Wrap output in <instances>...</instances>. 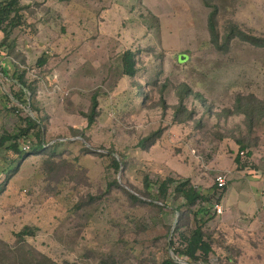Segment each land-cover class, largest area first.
Here are the masks:
<instances>
[{"label": "rangeland", "instance_id": "1", "mask_svg": "<svg viewBox=\"0 0 264 264\" xmlns=\"http://www.w3.org/2000/svg\"><path fill=\"white\" fill-rule=\"evenodd\" d=\"M20 1L25 21L9 33L13 50L0 47V94L11 96L12 74L24 70L38 84L44 139L66 142L54 155H29L7 181L8 161L18 157L0 150V264H35L27 253L58 263L158 264L173 256L168 240L184 200L157 181L189 178L212 192L220 173L227 185L216 193L221 212H208L206 264H264V116L249 130L233 113L237 95L264 104V48L227 39L233 24L264 37V0ZM127 49L136 55L133 77L122 74ZM182 96L186 112L176 110ZM18 106L1 100V128L12 132L19 116H35ZM158 131L154 143L139 145ZM242 145L244 167L234 162ZM111 155L122 156L119 170ZM153 194L159 201L150 202ZM24 226L35 235L17 246Z\"/></svg>", "mask_w": 264, "mask_h": 264}, {"label": "trees", "instance_id": "2", "mask_svg": "<svg viewBox=\"0 0 264 264\" xmlns=\"http://www.w3.org/2000/svg\"><path fill=\"white\" fill-rule=\"evenodd\" d=\"M25 5L21 3L20 0H0V47L6 46L10 51L13 50V45L8 41L9 33L22 26L25 18ZM215 15L216 10L214 9L208 17V29L210 32L211 40H216L217 30L215 26ZM237 27L233 24L230 26V32L227 36V39H231L233 36H239L243 41L264 48V37H256L250 33L244 31H236ZM7 43V45H5ZM183 58H186V55H181ZM47 62V57L40 56L36 61L37 66H43ZM122 62V74L133 77L137 72V62L135 52L127 49L123 52L121 56ZM25 71H19L15 69L12 78L14 80L13 85H17V90L11 89V96L8 94H0V103L1 100L5 97L8 101L13 100L17 103L18 108H14L17 113L19 110H22V107H26L35 116L27 114L24 117L19 116L20 126L14 131H6L0 126V150H4L5 153L11 152L15 154L18 158L15 161L11 159L8 161V164L11 165L10 173L6 174V180L9 177L14 175V172L17 170L18 166L22 161L27 158L29 155L35 153H44L48 152L50 155H54L56 150L65 144L63 141L59 140H50L46 141L45 132L43 127V121L41 120L39 114V108L37 105V96H38V84L35 80H27L25 77ZM186 87V86H185ZM183 87L184 89H186ZM144 98V96H141ZM252 96H243L237 95L236 104L233 110V113H240L244 115L245 123L249 130H252L253 125L255 124L256 118L258 116H264V104H257L254 99H251ZM183 96L179 100V104L176 108L179 111L183 109L186 110L183 106ZM98 101L95 95L91 98V105L89 113L87 116V126H90L94 122V117L97 112ZM8 109V108H7ZM10 109V108H9ZM230 112L228 113V115ZM193 115L192 112H188V116ZM32 131V132H31ZM159 131L151 134L145 139L139 141V145L143 148L154 143L156 138L159 136ZM33 135L35 137V143L30 146L27 145V139ZM22 143L23 149L20 145ZM246 146L242 145L240 147V154L237 153L234 159L235 164L240 167H244L242 164V159L244 157L243 150ZM86 149V147H85ZM9 154V153H8ZM6 154V158H9V155ZM247 156L251 155V152H247ZM111 165L115 170H119L123 166V158L119 156L117 158L114 155H111ZM116 185L119 187L117 180H114ZM158 186L166 185V187H171L170 193H175L180 195L184 200L182 205L177 206L176 212H178L177 222L174 225L172 235L173 238L168 240V245L172 250L173 256L168 255L164 257L158 264H206L209 262L210 254L213 252V240L212 237L207 233L205 227L206 225L214 219V214L209 215L208 212L210 208L214 205H218L222 194L216 196L217 190L219 189L217 184L212 186L211 191H201L197 188L189 178H172L166 177L160 181H157ZM149 185V181H146L145 187ZM226 186L223 189L225 190ZM1 190V186H0ZM129 197L132 200H139V197L134 193H129L126 191ZM158 193V192H157ZM153 200H158V195L153 194L151 197ZM214 201V202H213ZM166 200L162 203H154L156 206L162 207L166 205ZM159 204V205H158ZM36 228L31 226H24L21 230L15 233V236L18 238L16 240L17 246L19 243L25 242L24 238L26 236L35 235ZM16 247V246H15ZM21 247V249H20ZM17 247V252L19 250L24 253V247ZM13 253V250L11 251ZM30 257V260L35 262V264H74L68 261L63 263H58L45 256L44 254L39 253V257H32V253H27ZM175 255V256H174ZM21 259H27L25 254L20 255Z\"/></svg>", "mask_w": 264, "mask_h": 264}, {"label": "built area", "instance_id": "3", "mask_svg": "<svg viewBox=\"0 0 264 264\" xmlns=\"http://www.w3.org/2000/svg\"><path fill=\"white\" fill-rule=\"evenodd\" d=\"M215 179H216L215 183L217 184L219 189H223L227 185L225 173L218 174ZM215 206H216L217 212L220 213L221 212L220 206L219 205H215Z\"/></svg>", "mask_w": 264, "mask_h": 264}]
</instances>
